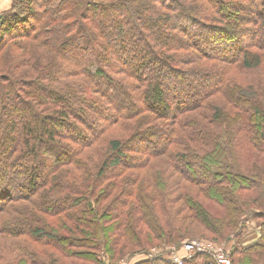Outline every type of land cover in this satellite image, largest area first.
<instances>
[{
	"label": "trees",
	"instance_id": "1",
	"mask_svg": "<svg viewBox=\"0 0 264 264\" xmlns=\"http://www.w3.org/2000/svg\"><path fill=\"white\" fill-rule=\"evenodd\" d=\"M30 1L20 0L25 5L22 12L31 8ZM116 1L112 6H102L91 0H37L33 22L29 15L22 16L14 9L7 20L3 17L0 21V257L3 247L17 264H47L50 259L57 264L66 262L55 252L47 255L51 248L65 258H88L96 264L98 253L109 262H118L140 255V249H180L188 240L199 239L228 247L231 264H264V103L257 100L258 94L264 93L263 82H245L243 73L232 80L235 67L264 74V0L247 1L248 5L242 7L245 13L237 18L220 13L222 9L213 0H197L202 13L207 14V22L213 21L222 29L212 31L217 45L226 38L228 31L223 30L227 26L235 23L241 28L239 19L249 20L252 28L248 42L239 43L238 56L229 58L224 53V57L210 59L211 43L189 41L191 59H174L176 55L171 53L178 52L182 43L164 42L160 37L150 43L153 58H146L138 50L129 56L132 41L117 46L112 41L114 36L124 35L122 24L127 21L131 26L125 36L148 44L144 33L149 25L141 14L146 0ZM181 5L184 8L185 4ZM151 12L154 18L149 21L166 20V24L173 20L170 14H184L169 7ZM106 13L114 14L106 17ZM157 50L164 51L171 64H180L170 67L174 70L168 73L179 66L192 71L197 59L198 65L204 63L207 68V63L222 60L225 67L219 72L225 70L229 76L223 72L221 83L218 81L215 87L210 84L198 101L196 95L175 91L182 99L171 106L166 86L150 78L144 69L157 59ZM109 58L113 59V68ZM121 68L127 71L123 75L128 83L116 82L112 90H117L114 95L119 89L126 91L128 100L122 99L125 105L122 101L112 103L111 93L106 94L109 89L105 90L107 74ZM58 75L67 83L60 84ZM79 76L99 88L68 81ZM230 80L231 87L226 86ZM92 90L103 96L105 102L100 101V105L105 108L104 118L98 129L83 137L85 131L77 134L68 119L76 120L72 104H77V92L86 96ZM229 94H235L237 104L241 100L250 104L236 105L229 114L222 100L215 105L220 95L224 99L228 96L233 104ZM33 100L41 108L37 114L31 105ZM186 103L191 105H183ZM84 105L81 111L88 108ZM63 119L67 122L59 123ZM50 125L53 128H48ZM59 129L66 131L65 135L59 134ZM154 133L162 138L155 139ZM68 139L72 142L69 148L61 146V152L51 160L40 158L39 147L69 143ZM131 139L142 144V155L127 149ZM125 157L129 160L124 161ZM39 164L45 174L38 177ZM171 169L183 174L182 179ZM193 171L197 175L188 176ZM68 186L76 193H70ZM120 193L123 196L119 197ZM248 214L253 215L262 235L258 244L247 248L240 236ZM32 218L36 223L27 225V219ZM198 230L205 235H196ZM232 233L236 239L231 246L228 236ZM20 237L40 248L38 254L23 250L20 256L21 243L15 240ZM43 241L48 251L41 248ZM166 261L172 264L171 259ZM183 264L215 262L208 255L198 254Z\"/></svg>",
	"mask_w": 264,
	"mask_h": 264
},
{
	"label": "rangeland",
	"instance_id": "2",
	"mask_svg": "<svg viewBox=\"0 0 264 264\" xmlns=\"http://www.w3.org/2000/svg\"><path fill=\"white\" fill-rule=\"evenodd\" d=\"M17 1H18V4H16ZM57 1L62 2L64 0H57ZM81 1H84V0H81ZM91 1L94 3L100 4L102 6H112L111 4L117 2L116 0H91ZM155 1H158V2L160 1L161 4L158 2H155ZM220 1L221 0H213V2L215 3L214 5H216L217 8L219 7L220 9H222L220 13L232 14V17H230V18H234V17L237 18V15L244 14L245 11L242 10V7L247 6L248 4H246V2L247 1L249 2V0H236V1L235 0H222V2H220ZM258 1H260V0H258ZM30 2H31V4H30L31 8L25 12H22V9L25 7V5L21 4L20 0H9L8 10L0 13L1 14L0 21L3 17H4V20H7L9 15L12 14L13 9H14V11H17V12L19 11L18 13H21L22 16L29 15L28 18H30L32 21V17H35V14L37 16V13H36L37 12V6H35V3L37 2V0H31ZM133 2H134V0H133ZM244 2H245V4H244ZM181 4H185L184 8L181 7L182 6ZM179 5H181V6H179ZM197 5H198L197 0H146L145 5L141 11V14H142V16H144V19H145L144 21H146V22L148 21L147 23L149 25V28L146 29L145 33H144L145 34L144 37H145V39H147L148 44L144 45L142 43V41L140 42L138 39L135 40L134 39L135 37L132 35L131 36L130 35L125 36L126 32H128V29L131 26L129 23L126 24L127 21L125 24H122L124 35L122 34L123 36H120V37L114 36V39L112 42L117 46L118 44L129 45L132 41V43H133V44L131 43L132 49L128 52V55L133 56V54H134L133 51L138 50L140 52V54L143 53L146 56V58H148V57L153 58L154 49L151 46L152 44H150V43H152L154 41V38H156V40H157L158 37L162 38V40H164V42L166 40H169V42L174 41V42H181L182 43L179 45L181 48L178 50V52H177V50H175L174 52L172 51L171 54L176 55V57L174 59H177V58H179V59H185V58L191 59V58H189V57H191V54H189V52H192L193 50L192 49H191L192 51L189 50V48L192 47V44L188 43L189 41L190 42L197 41L198 43L205 42L208 44L211 43V55L208 57V59H210L211 56H221L224 53L227 54L228 56H231L229 58H233L234 55L238 56V54L240 53V47L242 46V45H239V43H241V44L245 43V42L247 43L248 38L250 37L249 34H251V31H252L251 30L252 29L251 24L248 22L249 20L248 21L245 20L247 22L246 23L245 21L238 18L240 26L242 25L240 29H238L239 28L238 24H235V23H233L231 26H227V28H225L223 30V31H228V33H226V38L224 36L223 41L219 42V44L217 45L216 37L213 36L212 31L215 30V31L220 32L222 29L218 28L217 24L212 23L213 21L207 22L208 20H207V18H205L207 16V14L202 13V11L200 9V7H201L200 4H199V6H197ZM235 5H240L241 8L239 7V9H236ZM164 7H169L170 9H173V10L174 9L175 10H181L180 13L184 12V14L183 15L182 14L177 15L176 13L170 14L173 17L172 18L173 23L171 21L168 24H166L167 23L166 20H161L160 22H155V23L149 21V20L154 18L152 16L153 12H151L152 9L156 10V8H157V10H158V9H163ZM80 9H81V7H80ZM129 10H131V9L128 8V11ZM161 11H164V10H161ZM149 13H150V16H149ZM113 14L106 13V17H109V15H113ZM133 15H135V14L133 13ZM183 17H185V19ZM150 22L152 24H149ZM189 23H192V24H189ZM170 24H172V25H170ZM173 26L174 27L178 26V28H181V27H185V28L182 30H174L175 28ZM113 32L114 31H110L109 33H113ZM179 32H181L182 34H178ZM0 35H2V33ZM214 46L216 47L215 49H214ZM177 47H178V44L175 46V48H177ZM160 48L162 49V47H160ZM157 51L159 52V55H156L157 59H155V61L153 63H147V68H144V69L148 70L149 73H147V75L150 76V78L154 79V77H155V79H158L161 84L162 83L164 84V85H162V87L166 86L164 88L167 91V99H168L167 102L171 106H173L175 104V101L177 102V100L182 99L176 95L175 91H177V93L185 95V96L190 95V94L192 96L196 95L197 99L195 101H198L202 97L205 90H207V88L210 86V84L212 85L211 87H215L214 85H219V83H221L220 82V78H221L220 75L223 72H225V70L219 72L220 69H224V67H225L224 65L221 64L222 60L221 61L218 60L217 62L207 63L209 65V68H207L204 63L198 65L200 62H198L197 60H199V59H197V60H195V66L192 68V71H186V68L179 66L180 69L178 67L177 71L181 70V71H184V73L177 72V71L172 72V73H168L170 70H174L173 68L171 69L170 67L178 66L180 64H177V65L173 64V63L171 64L169 59L167 58V56L164 55V51H160V50H157ZM106 57H108V56H105V58ZM221 57H224V56H221ZM212 58H214V57H212ZM109 60H110V68H113L114 67V64L112 63L113 59L109 58ZM75 67H77V66H75ZM130 67H131V65H130ZM126 69H127V67H126ZM62 70H64V69H62ZM143 70H142V72H143ZM123 73H127V71L125 69H122V68L119 71L115 70L113 75L111 73H108L107 74L108 78L105 81V84H106L105 90L109 89L106 94L111 93L110 95L112 97L111 98L112 103H115L116 101H118V102L122 101L123 104L125 105L126 103L123 100H125V101L128 100V97L126 95L127 93L125 94L126 91L119 89L118 94L114 95V92H117V90L116 91L112 90V86H114V84L116 82H117L116 84H118V85L119 84L121 85L122 83H128L127 82L128 80H127L126 76L123 75ZM238 73H243L242 77H243V80L245 82L249 81V80H251L253 82H258L261 80V82H263L262 86L264 89V74H262L260 71L253 70V71H247L246 72L244 70H240V69L235 67L234 68V75L232 78L233 82L239 76ZM228 74L229 73L225 72L224 76L225 77L229 76ZM133 76H134V74L132 73V77ZM58 77L60 79V84L63 82L67 83L66 79L61 80L63 78H61L60 75H58ZM32 79H34V78H32ZM68 81H70L73 85L92 84V87L99 88L96 84L91 83L90 80L85 81V78H82L81 76L76 77L73 80H68ZM218 81H219V83H218ZM222 81H224V80H222ZM230 82H231V80L228 83H226V86L231 87ZM46 83L52 87L51 83H48V82H46ZM257 85L258 84H256V83L254 84V86L258 87ZM128 87L132 88L133 84L129 83ZM179 87H180L179 90L173 89V88H179ZM232 87H233V85H232ZM239 87H240V89H243L245 92H249L248 89L242 88L241 86H239ZM129 90H131V89H129ZM195 90H197V92ZM92 91H93V93L91 95L86 94V96L85 95L80 96V92H77L78 96L74 98L77 101V104H74V103L72 104V105H74L73 109L75 110L74 114H75L76 120L74 121L72 118L68 119V121L71 122V124H69V125L72 127L75 126L77 128L76 129L77 131H75L77 134L82 133L81 132L82 129L85 131L83 133V137L85 136V133H87L88 131H91L92 129H98L99 125H101V123L103 122L102 119L104 118L105 108L101 107V105H100V101H104L103 96H102V94H100V92L98 90H92ZM121 92L124 94H121ZM257 92H259V91L257 90ZM42 95L45 96L46 92L42 93ZM258 95L259 96H258L257 100L259 99L260 102L264 103V93L263 94L260 93ZM216 97L218 99V102H215V105H219V103H221V100H222L225 103V105L228 106L229 114H231L232 112H234L236 110V107H237L236 105H238L240 107L241 106L247 107V105L250 104V102H248L246 100L245 101L241 100V101H239V104H237L236 103L237 101L235 100L236 99L235 94H229V97L232 99L233 104H230L231 102L229 100H227L228 96H227V99L221 98V95L219 97L218 96H216ZM43 99H45V98H43ZM64 99H65L66 103L69 102L68 100H66V99H68V97L64 98ZM47 100L48 99H45V101H47ZM88 100L93 101L94 104L91 105V103ZM35 101L33 100L31 105H32L34 112L37 114L41 108H39L34 103ZM129 101L131 102V100H129ZM84 103L86 104L84 106L88 107V108L81 111V109H83L82 105ZM183 105L190 106L191 103H186ZM95 106L97 108H95ZM113 108L115 109V107H113ZM201 108L203 109L204 107H201ZM209 109H211V105H210ZM200 111H203V110H200ZM42 113H44V110L42 111ZM201 113H203V112H201ZM83 115H84V117H82ZM24 116L27 117L28 121L31 120L30 116L29 115L27 116L26 112L24 113ZM65 121L67 122V119L66 120L65 119L60 120L59 123L60 122L66 123ZM80 123H82V124H80ZM234 126L235 125H233L232 128H234ZM49 127L53 128L52 125L48 126V128ZM78 129H79V131H78ZM57 131L59 134L65 135V133H66V131L60 130V129ZM67 131H68V128H67ZM147 135H149V134H147ZM12 136H14V135H12ZM153 136L157 140L162 138V136L158 133H157V135L154 133ZM149 137H151V136H149ZM68 138L72 139L71 136H68ZM69 139H68L69 143L60 142L59 143L60 145H59V144L54 142L51 145L46 144L45 146L39 147L38 153L40 154V158L42 160H44V159L45 160H51L55 155H58L61 152L60 151L62 148L61 146L67 147V148L70 147L69 144H71L72 142ZM132 139L128 140L129 142H128V146H127L128 148L127 149L132 148L139 155H142V153H143L142 144L141 143L138 144L136 142H133ZM128 160L129 159L127 157H125L124 161H128ZM129 164H131V163H129ZM38 166H39L40 170H39V172H37L36 175H38V177L40 175L43 176V174H45V170H44L45 168L41 164H39ZM172 171L175 173V175H178L179 178L182 179L183 174H178L179 173L178 170H175L177 173L174 170H172ZM195 175H197L195 171H193L191 174H188V176H192V177ZM21 179H22V181H26V178H21ZM36 180H37V176H36ZM68 187H69V189L67 188V190L70 193H76V192H74V191H76V189L73 190V188L71 186H68ZM24 189H27V188L25 187ZM121 196H123V193L119 194V197H121ZM222 198L226 199V196L222 195ZM221 206H222V204H221ZM114 214H115V211L110 213L111 216H114ZM28 217H31V216H28ZM34 223H36V220L27 219V225L28 224L32 225ZM243 224H244L243 230H242V234L240 236L242 239L243 247L248 248L250 246L258 244L260 239H261L262 231H261V228L259 227V225H257V222L255 220H253V215L250 216V214H248V216H246V218L244 219ZM56 232L61 234L60 231H56ZM196 235L203 236L205 234L202 231L198 230ZM258 237H260V238H258ZM228 239H231L230 243L232 246L234 244L235 239H236L234 236V233L230 234L228 236ZM6 240H12V239L6 238ZM15 240L16 241L19 240V242L21 243V244L19 243L21 247L18 248L19 249L18 254L20 256H21V252L23 250L30 251L29 255L30 254L34 255V252H35V254H38L40 248L35 247L36 248L35 249L33 244H31V242L29 241L28 238L20 237V238H15ZM196 240L199 241V239H191V240H188L187 242L188 243L198 242ZM201 242L204 244L214 245V244L204 242V241H201ZM6 244H7V242H6ZM7 245H9V244H7ZM42 245H43V247H41V248L43 250L46 249V248H44L45 246L48 247L47 246L48 244L44 243V241H43ZM150 247L151 246H149V248ZM4 249L5 248H3V247L1 249V251L4 252V254L2 257H0V264H17L12 259L13 256H11ZM84 249L91 251L90 248H88V247H85ZM147 249L148 248L140 249L139 251H141V252L138 253L140 255H135V257H131L129 259L126 258L128 260L126 261L125 264H134V263L145 264L146 263L145 261H147V260H145L146 258L144 256H142L141 254L143 253V251L145 252V250H147ZM151 249H148V250L150 251ZM156 249H158V248H156ZM181 249H182V251H185L184 245ZM46 250L48 251L49 249H46ZM50 250L48 251L47 255L53 256V252L57 253L60 257H62L61 259L63 261H66V262H62V264H93V262L91 260H89L88 258L84 259V260H80V261L75 260V259L72 260L69 258H65V256H62L61 254H59V252L57 250L53 251L51 248H50ZM160 251L161 252L158 253L155 257V259L158 261L157 263L158 264H167L166 259H168V258L171 259L170 253H167V252L163 253V251H165V248L160 249ZM91 255L95 256V254H92V253H91ZM209 257L212 258V256H209ZM179 258L182 259V263L189 259L184 254H182ZM26 259H27L26 261H28L27 263H29V261H30L29 258H26ZM107 260H109L108 257H106L104 254L98 253V255H97V262L98 263H96V264H118L119 262H121L125 259H121L118 262H112V261L109 262ZM156 260L155 261H147V262H149V264H155ZM212 260H213V258H212ZM46 263L47 264H57V262H53L51 259L47 260Z\"/></svg>",
	"mask_w": 264,
	"mask_h": 264
},
{
	"label": "built area",
	"instance_id": "3",
	"mask_svg": "<svg viewBox=\"0 0 264 264\" xmlns=\"http://www.w3.org/2000/svg\"><path fill=\"white\" fill-rule=\"evenodd\" d=\"M183 245L185 251H182L181 249ZM165 251L167 253H170L172 264H183L182 259L179 258L182 254L186 255L188 258H192L198 254H204V255L212 256L215 264H231V259L229 256L230 250L224 245L204 244L201 241L192 242V243L186 242L182 244L180 249L171 246V247H166ZM160 252H161L160 249L152 248L147 254H144L142 256H144L146 258L145 260L147 261H155L156 255ZM127 260L128 259H125L119 263L125 264Z\"/></svg>",
	"mask_w": 264,
	"mask_h": 264
},
{
	"label": "crops",
	"instance_id": "4",
	"mask_svg": "<svg viewBox=\"0 0 264 264\" xmlns=\"http://www.w3.org/2000/svg\"><path fill=\"white\" fill-rule=\"evenodd\" d=\"M9 7V0H0V13L7 11Z\"/></svg>",
	"mask_w": 264,
	"mask_h": 264
}]
</instances>
